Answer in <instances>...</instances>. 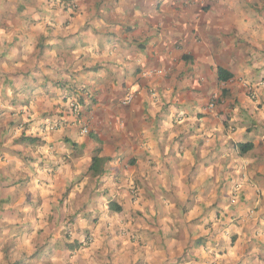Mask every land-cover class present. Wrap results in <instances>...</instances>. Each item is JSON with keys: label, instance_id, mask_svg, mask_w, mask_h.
Segmentation results:
<instances>
[{"label": "clouds", "instance_id": "1", "mask_svg": "<svg viewBox=\"0 0 264 264\" xmlns=\"http://www.w3.org/2000/svg\"><path fill=\"white\" fill-rule=\"evenodd\" d=\"M0 264H264V0H0Z\"/></svg>", "mask_w": 264, "mask_h": 264}]
</instances>
